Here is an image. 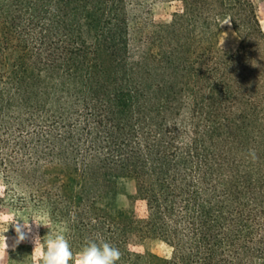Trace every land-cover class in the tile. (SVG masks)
I'll return each instance as SVG.
<instances>
[{
    "label": "trees",
    "instance_id": "1",
    "mask_svg": "<svg viewBox=\"0 0 264 264\" xmlns=\"http://www.w3.org/2000/svg\"><path fill=\"white\" fill-rule=\"evenodd\" d=\"M0 173V213L38 215L74 253L102 239L117 264H264L258 3L0 0ZM9 234L7 264H32Z\"/></svg>",
    "mask_w": 264,
    "mask_h": 264
},
{
    "label": "clouds",
    "instance_id": "2",
    "mask_svg": "<svg viewBox=\"0 0 264 264\" xmlns=\"http://www.w3.org/2000/svg\"><path fill=\"white\" fill-rule=\"evenodd\" d=\"M231 18L221 22V26L230 24ZM226 36V33L224 37ZM224 39L221 42L223 44ZM250 154L255 158L254 150ZM5 185L0 182V194H3ZM32 221L37 227L47 224L38 215L27 218L23 213L9 212L0 213V262L8 256L9 245L8 237L5 235L9 227H13L16 233L15 244L26 241L28 233L32 231ZM22 222V223H21ZM34 249L32 253V264H117L121 260L122 252L120 249L104 240L87 241L77 253L71 249V245L65 233L55 235L48 233L40 238L38 235L33 240Z\"/></svg>",
    "mask_w": 264,
    "mask_h": 264
},
{
    "label": "rangeland",
    "instance_id": "3",
    "mask_svg": "<svg viewBox=\"0 0 264 264\" xmlns=\"http://www.w3.org/2000/svg\"><path fill=\"white\" fill-rule=\"evenodd\" d=\"M255 1L259 5L261 23H262V27L264 29V0H255ZM178 5H179V3L176 1L163 3L161 9L158 11V13L156 15V19L164 20V21H170L172 13L178 8ZM225 33H226V36L224 37ZM223 39H224V42L221 45V42ZM239 43H240V39L236 35V33L234 32L231 23L222 25L221 30H220V35H219V46L224 50H227L229 52H234L238 48ZM0 182L3 183V178H2L1 173H0ZM16 212L22 213L20 211H16ZM7 213H9V212H7ZM24 216L26 217L25 214H24ZM5 235L9 239V237H10L9 231L7 233H5ZM37 235L39 236V229L32 226L31 233H28V238L26 239V241H24V242H26L32 246V253H33V249H34L33 240ZM147 248L150 251H152L153 253H155L161 257H164V258H168L171 255V248L165 242H163L161 240L153 239V240L149 241L147 243ZM0 264H7L6 257L3 259L2 262H0Z\"/></svg>",
    "mask_w": 264,
    "mask_h": 264
}]
</instances>
